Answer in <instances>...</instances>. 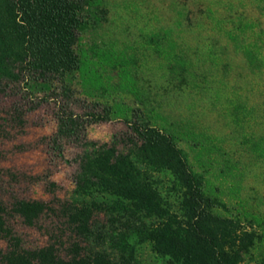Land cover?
Returning a JSON list of instances; mask_svg holds the SVG:
<instances>
[{"label": "trees", "instance_id": "1", "mask_svg": "<svg viewBox=\"0 0 264 264\" xmlns=\"http://www.w3.org/2000/svg\"><path fill=\"white\" fill-rule=\"evenodd\" d=\"M106 17L105 0H0V155L3 139L44 104L56 123L49 156L70 162L65 145L82 148L66 200L15 193L21 173L0 166V264H142L139 244L166 264H243L264 243V215L221 212L225 204L179 146L185 124L164 113L134 74L136 61L80 47ZM245 30L226 35L252 62L264 59V45L247 42ZM167 81L179 93L204 89L190 74ZM113 120L123 128L109 142L88 138L90 124ZM12 217L43 229L45 244L24 246Z\"/></svg>", "mask_w": 264, "mask_h": 264}, {"label": "rangeland", "instance_id": "2", "mask_svg": "<svg viewBox=\"0 0 264 264\" xmlns=\"http://www.w3.org/2000/svg\"><path fill=\"white\" fill-rule=\"evenodd\" d=\"M101 28L85 36L80 47L92 55L119 53L136 61L134 73L161 100L164 113L181 120L176 132L194 170L204 175L208 192L225 204V215H264V59L239 53L226 31L245 27L246 41L264 45V0H105ZM258 39V40H257ZM264 50V48H263ZM180 65L172 73L168 65ZM190 74L204 82L199 93H179L170 76ZM172 74V75H171ZM4 99H0V108ZM45 104L30 113L23 131L3 139L0 166L21 173L15 193L43 200H66L74 187V159L82 148L65 145L70 162L53 159L46 146L55 128ZM116 120L90 124L87 136L109 142L121 130ZM23 173V174H22ZM25 174V175H24ZM27 176L36 177L28 179ZM49 181L55 186L49 187ZM12 189V188H11ZM5 197L6 189H2ZM227 209V210H225ZM26 247L44 245L43 229L8 219ZM47 219L45 218L44 221ZM6 241L0 236V251ZM243 264H264V243ZM142 264H166L149 246L139 244Z\"/></svg>", "mask_w": 264, "mask_h": 264}]
</instances>
